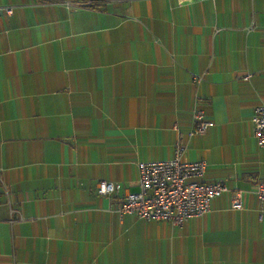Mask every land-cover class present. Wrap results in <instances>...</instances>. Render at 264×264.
I'll use <instances>...</instances> for the list:
<instances>
[{"label": "crops", "instance_id": "1", "mask_svg": "<svg viewBox=\"0 0 264 264\" xmlns=\"http://www.w3.org/2000/svg\"><path fill=\"white\" fill-rule=\"evenodd\" d=\"M68 1L0 0V264H264V0ZM178 140L228 190L182 225L120 215Z\"/></svg>", "mask_w": 264, "mask_h": 264}, {"label": "built area", "instance_id": "2", "mask_svg": "<svg viewBox=\"0 0 264 264\" xmlns=\"http://www.w3.org/2000/svg\"><path fill=\"white\" fill-rule=\"evenodd\" d=\"M69 5L91 6V0L68 1ZM10 12V8H6ZM250 74L245 75L249 78ZM195 79H200L195 76ZM254 134L264 145V102L254 106L251 116ZM214 122L204 118L203 112L194 109L193 124L188 134H202ZM184 145L180 140L175 144L174 155L168 159L141 161L139 163L138 190L125 193L116 204V211L132 213L146 220L168 221L174 225H182L189 217L200 215L210 208V200L228 187L223 179L207 181L201 179L206 170L204 160H185L182 155ZM1 181V177H0ZM121 185L116 182L100 179L96 183V193L112 196ZM254 193L260 202V211L264 212V180H257L253 185ZM232 208L243 207L242 191L230 190ZM17 212L13 209L12 213ZM18 216L14 214L12 221Z\"/></svg>", "mask_w": 264, "mask_h": 264}]
</instances>
